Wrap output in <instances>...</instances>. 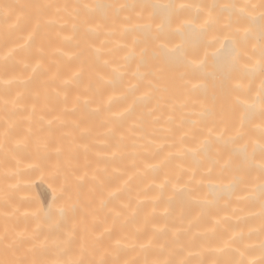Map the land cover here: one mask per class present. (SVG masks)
Masks as SVG:
<instances>
[{"label": "bare ground", "instance_id": "obj_1", "mask_svg": "<svg viewBox=\"0 0 264 264\" xmlns=\"http://www.w3.org/2000/svg\"><path fill=\"white\" fill-rule=\"evenodd\" d=\"M262 14L0 0V264H264Z\"/></svg>", "mask_w": 264, "mask_h": 264}, {"label": "rangeland", "instance_id": "obj_2", "mask_svg": "<svg viewBox=\"0 0 264 264\" xmlns=\"http://www.w3.org/2000/svg\"><path fill=\"white\" fill-rule=\"evenodd\" d=\"M46 193H47L46 191H42V194H43V195H46Z\"/></svg>", "mask_w": 264, "mask_h": 264}, {"label": "snow or ice", "instance_id": "obj_3", "mask_svg": "<svg viewBox=\"0 0 264 264\" xmlns=\"http://www.w3.org/2000/svg\"><path fill=\"white\" fill-rule=\"evenodd\" d=\"M261 19H264V14H262Z\"/></svg>", "mask_w": 264, "mask_h": 264}]
</instances>
